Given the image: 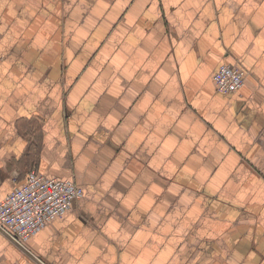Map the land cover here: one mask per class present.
I'll return each mask as SVG.
<instances>
[{
	"label": "crops",
	"instance_id": "0c3cea01",
	"mask_svg": "<svg viewBox=\"0 0 264 264\" xmlns=\"http://www.w3.org/2000/svg\"><path fill=\"white\" fill-rule=\"evenodd\" d=\"M32 169L84 189L45 264H264V0H0V197Z\"/></svg>",
	"mask_w": 264,
	"mask_h": 264
},
{
	"label": "built area",
	"instance_id": "2783aa9c",
	"mask_svg": "<svg viewBox=\"0 0 264 264\" xmlns=\"http://www.w3.org/2000/svg\"><path fill=\"white\" fill-rule=\"evenodd\" d=\"M246 69L222 65L213 76L216 87L224 92L240 89ZM84 196V189L74 180L47 176L32 169L25 181L11 193L0 197V226L25 245L49 220L64 214L72 203Z\"/></svg>",
	"mask_w": 264,
	"mask_h": 264
},
{
	"label": "water",
	"instance_id": "95a60500",
	"mask_svg": "<svg viewBox=\"0 0 264 264\" xmlns=\"http://www.w3.org/2000/svg\"><path fill=\"white\" fill-rule=\"evenodd\" d=\"M0 231L3 232L7 237H9L13 242H15L17 245H19L20 247H22L23 249H25L28 253H30L37 261H39L41 264H45V262L40 258L38 257L37 255H34V253H32V251H30V249L18 242L17 240H15L3 227L0 226Z\"/></svg>",
	"mask_w": 264,
	"mask_h": 264
}]
</instances>
